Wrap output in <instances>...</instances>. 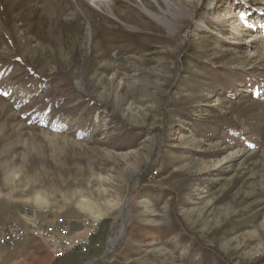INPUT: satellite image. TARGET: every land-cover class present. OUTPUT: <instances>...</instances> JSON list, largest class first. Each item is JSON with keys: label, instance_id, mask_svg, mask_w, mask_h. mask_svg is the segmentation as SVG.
<instances>
[{"label": "rangeland", "instance_id": "rangeland-1", "mask_svg": "<svg viewBox=\"0 0 264 264\" xmlns=\"http://www.w3.org/2000/svg\"><path fill=\"white\" fill-rule=\"evenodd\" d=\"M164 1L0 0V226L119 235L0 264H264V0Z\"/></svg>", "mask_w": 264, "mask_h": 264}, {"label": "built area", "instance_id": "built-area-1", "mask_svg": "<svg viewBox=\"0 0 264 264\" xmlns=\"http://www.w3.org/2000/svg\"><path fill=\"white\" fill-rule=\"evenodd\" d=\"M21 217V221L0 226V248L14 252L31 238L41 241L53 260H60L71 254L92 257L98 250L103 251V256L109 259L114 255V248L119 240L114 242L118 230L113 231L114 226L111 224L103 232V222L100 219L58 215L45 221L36 217L28 207H23ZM90 260L92 259L89 258L88 261Z\"/></svg>", "mask_w": 264, "mask_h": 264}, {"label": "trees", "instance_id": "trees-1", "mask_svg": "<svg viewBox=\"0 0 264 264\" xmlns=\"http://www.w3.org/2000/svg\"><path fill=\"white\" fill-rule=\"evenodd\" d=\"M143 182H144V180H145V176L143 177ZM94 259H99L100 257H101V255L103 254V251H101V250H98V251H95L94 253Z\"/></svg>", "mask_w": 264, "mask_h": 264}, {"label": "crops", "instance_id": "crops-1", "mask_svg": "<svg viewBox=\"0 0 264 264\" xmlns=\"http://www.w3.org/2000/svg\"><path fill=\"white\" fill-rule=\"evenodd\" d=\"M27 243V241L25 242V243H23V244H26ZM23 244H21V245H23ZM20 245V246H21ZM20 246L17 248V251L20 249ZM6 250V249H5ZM7 251V250H6ZM7 252H9V251H7ZM71 255H73V254H71ZM70 256V255H69ZM68 257V256H67ZM44 261H55V260H53V258L51 257V255L48 253L47 254V257H46V259H44Z\"/></svg>", "mask_w": 264, "mask_h": 264}, {"label": "bare ground", "instance_id": "bare-ground-1", "mask_svg": "<svg viewBox=\"0 0 264 264\" xmlns=\"http://www.w3.org/2000/svg\"><path fill=\"white\" fill-rule=\"evenodd\" d=\"M165 2V4H167V0H165L164 1ZM171 5V4H170ZM172 6H174V5H172ZM176 6V5H175ZM178 8V10H179V7H177ZM90 218V217H89ZM122 230V229H121ZM118 234V233H117ZM118 238H119V235H115V237H114V242L116 241V240H118Z\"/></svg>", "mask_w": 264, "mask_h": 264}]
</instances>
